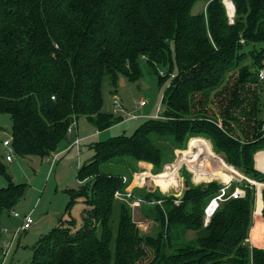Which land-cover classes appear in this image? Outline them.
<instances>
[{
  "label": "trees",
  "instance_id": "trees-1",
  "mask_svg": "<svg viewBox=\"0 0 264 264\" xmlns=\"http://www.w3.org/2000/svg\"><path fill=\"white\" fill-rule=\"evenodd\" d=\"M197 1L203 8L192 13ZM231 2L232 22L223 0H0V114L10 116L19 156L56 152L74 118L85 116L98 131L121 121L102 109L104 76L115 91L119 74L139 78V58L174 70L158 117L130 135L90 143L94 155L77 168V187L67 189V209L77 197L87 205L80 229L52 228L29 264H264V247L248 242L257 200L248 181L229 182L207 223L205 207L224 186L216 180L186 178L180 196L133 194L155 223L151 234L139 231L131 206L114 196L128 170L146 162L160 172L195 136L208 139L230 169L264 182L253 162L264 147L257 77L264 49L251 51L264 43V0ZM238 184L244 195L229 196ZM23 191L24 183L11 180L0 187V215ZM261 199L264 215V189Z\"/></svg>",
  "mask_w": 264,
  "mask_h": 264
},
{
  "label": "rangeland",
  "instance_id": "rangeland-1",
  "mask_svg": "<svg viewBox=\"0 0 264 264\" xmlns=\"http://www.w3.org/2000/svg\"><path fill=\"white\" fill-rule=\"evenodd\" d=\"M223 3L230 22H232L234 6L232 5V12H229L225 0H223ZM202 8L203 2L197 1L192 7V13H196ZM251 49L257 55L261 49H264V43L255 44L251 46ZM171 55L173 58V53ZM246 58V61L250 64L253 57L249 52ZM171 65V63L156 64L153 69L146 59L139 58V78L131 81L124 75L119 74L115 91L110 88L107 76H104L101 87L103 98L102 109L105 112L113 114L112 98L116 97L123 105L124 111L113 115L121 117L122 120L109 128L97 131L85 116L78 117L79 134L81 136L86 133L92 134L81 141L78 149L76 146H73L53 161H51V158H46L48 155L44 157L33 155L19 156L15 152L12 153V160L7 161L5 155L8 149L2 142L5 139H11V120L8 114H0V187L6 186L9 180L15 183H24L22 197L11 210L2 211L0 215L1 245L11 241L15 229L22 223L23 215L30 213L33 221L28 229L21 230L16 235L9 252L1 264H29L36 243L60 223L69 226V230L73 232L80 229L82 225L81 213L87 205H85L84 198L77 197L75 199L76 202H73L70 208L67 209V205L71 199L67 193V189L77 187V168L93 157L94 148L90 147V143L107 140L117 135H130L146 118L156 115L157 108L161 105L164 91L169 86L171 77L174 74ZM259 84L260 117L264 119V80H261ZM141 99L147 102L145 106H140ZM130 113L136 116L131 117ZM73 135L72 133L71 138ZM62 146L65 148V145ZM259 150H264V147L256 151ZM174 153L173 160L165 164L160 172L153 173V168L149 171L147 168L139 169L137 166L134 167L133 171L128 170V173L124 175L127 178L123 182L125 186L120 191H130L132 195H139L141 190L150 188V190L158 189L162 194L180 196L186 186L184 185L186 178H189L194 184L201 181L207 182L204 180L210 181L209 179H211L223 185L233 180L241 183L243 179V181L254 184L255 187L257 185L255 188L257 190L256 198L259 194L258 192L261 195V190L264 188L262 184L264 182L251 179L237 169L238 172L230 169L227 166L228 163L218 153L216 154L213 151L210 142L204 137H191L186 144V148L176 149ZM169 160L170 158L168 157L164 159V161ZM187 162H190V168L193 173L189 170ZM221 173L227 175V177H223ZM128 175L132 178H128ZM228 177L230 178L228 179ZM222 180L227 181L222 182ZM158 185L159 187H156ZM240 186L238 184L236 187ZM134 197L141 199L139 196ZM131 200L130 198L129 201ZM261 200L259 202L258 199L256 200L257 206L259 205L257 208H260V210ZM135 209L132 217L139 231L141 233H153L155 231V223L152 220L145 219L142 212L139 214L137 208ZM12 211H16L19 215L11 217L10 213ZM116 218L117 213H114V225ZM258 221L262 223L260 224ZM255 227H257V231L259 232L257 234L255 233ZM251 229L252 231L249 236L251 243L261 245L256 242L255 238L264 239V216L257 217L253 215Z\"/></svg>",
  "mask_w": 264,
  "mask_h": 264
},
{
  "label": "built area",
  "instance_id": "built-area-1",
  "mask_svg": "<svg viewBox=\"0 0 264 264\" xmlns=\"http://www.w3.org/2000/svg\"><path fill=\"white\" fill-rule=\"evenodd\" d=\"M257 77L260 80H264V66L260 67L257 71ZM53 98V96H52ZM112 103H113V113L117 114V113H121L124 111V108L122 107L121 102L116 98L113 97L112 98ZM145 104V100L141 99L140 101V106H143ZM160 113V106H158L157 108V112L156 115L154 117H158ZM136 115H132L131 117H135ZM73 126H75V119L72 120V122L70 123V125L67 128V132L70 133L73 130ZM3 145L7 147V153L5 155V159L7 161H11L12 160V153L14 152L13 147L11 145V139H5L3 140ZM79 144H80V138L76 137L73 141H72V146H76V148H79ZM57 154L54 153V155L48 156L46 158H51V161H53L56 158ZM123 182H125L127 180V178L125 176L122 177ZM228 184H224L223 187H221L219 189V192L213 196L209 203L207 204V206L205 207V219L204 222L207 223L210 216L212 215V213L214 212V210L218 207L219 202L221 200L224 199V195L226 193V190L228 188ZM244 195V189L240 188V187H236L233 189V191L230 193L229 196L233 197V198H237V197H241ZM114 196L119 199V200H123L125 202H127L131 208H134L138 205H140V203L142 202V200L138 197H134L130 191H120V190H116L114 192ZM132 199L131 201H129V199ZM179 202L178 199H174V203L177 204ZM11 215L16 216L17 213H15L14 211L11 212ZM32 218H31V214H25L22 216V223L19 227H17L12 235L11 241L9 243H3L1 246L2 250H1V254H0V264L3 262L4 257L6 256V254L9 252L10 248H11V244L12 242L15 240V237L18 233L21 232V230H25L28 229L31 224H32ZM6 231V230H5ZM4 231V232H5Z\"/></svg>",
  "mask_w": 264,
  "mask_h": 264
},
{
  "label": "crops",
  "instance_id": "crops-1",
  "mask_svg": "<svg viewBox=\"0 0 264 264\" xmlns=\"http://www.w3.org/2000/svg\"><path fill=\"white\" fill-rule=\"evenodd\" d=\"M146 103L147 102H145V104L143 105V106H145L146 105ZM160 106V105H159ZM122 107H123V105H122ZM124 108V107H123ZM129 113V112H128ZM130 114H133V113H130ZM155 116V115H154ZM75 119V118H74ZM78 120L77 119H75V126H73V129H74V132H73V130H72V132H70V133H68V136H67V140L66 141H64V142H61L59 145H58V147H57V150H56V152H54V153H56L57 154V156H56V158H58L60 155H62L66 150H68V149H70L71 147H73L71 144H72V141L76 138V137H78V138H80V143H81V141L83 140V139H85V138H88L92 133H86V134H84L83 136H81L80 134H79V130H78V122H77ZM98 131V130H97ZM74 134L73 135V137L71 138V134ZM209 141V140H208ZM210 142V141H209ZM211 144V143H210ZM62 145H65V148H63V146ZM80 145V144H79ZM62 146V147H61ZM211 148H212V145H211ZM63 150V151H62ZM54 153H52V154H49L48 156H51V155H54ZM217 154V153H216ZM219 154V156H220V153H218ZM253 162H254V168L256 169V170H258V171H260V172H262V173H264V150H259V151H256L255 153H254V155H253ZM137 168H139V169H145V168H147L149 171L152 169V165L150 164V163H146V162H141V163H138V165H137ZM132 178V177H131ZM134 179H135V176H134ZM145 182V181H144ZM79 184V183H78ZM227 184V183H226ZM131 185V184H130ZM262 185H264V184H262ZM156 187H159V185L158 186H156ZM256 187H257V185H256ZM147 190L149 189L150 190V188H146ZM262 189H264V188H262ZM179 196V195H178ZM260 199H261V197H260ZM261 203H262V200H261ZM257 202H256V206H255V209H254V213H253V215H256L257 217H258V215L260 214L261 216H264V215H262V213H261V210H260V213H259V209H257ZM135 208H137V211L139 212V214L141 213V210H140V206L138 205V206H136V207H134V209H133V211L135 212ZM261 208H262V205H261ZM256 210V211H255ZM133 211H132V214H133ZM15 213H17L16 211H14ZM17 215H19L18 213H17ZM16 215V216H17ZM10 216L12 217V216H14V215H11V213H10ZM251 231H252V229H250V233H251ZM250 233H249V236H250ZM248 242L250 243V245H252V246H258V247H264V245H256V244H253V243H251V240H250V237L248 238Z\"/></svg>",
  "mask_w": 264,
  "mask_h": 264
},
{
  "label": "bare ground",
  "instance_id": "bare-ground-1",
  "mask_svg": "<svg viewBox=\"0 0 264 264\" xmlns=\"http://www.w3.org/2000/svg\"><path fill=\"white\" fill-rule=\"evenodd\" d=\"M225 3H226V6H227V8H228V11L229 12H232V9H233V6H232V2L230 1V0H225ZM230 165V164H229ZM230 166H232V165H230ZM233 167V166H232ZM189 168V167H188ZM234 168V167H233ZM235 169V168H234ZM189 170L191 171V169L189 168ZM237 171V170H236ZM192 172V171H191ZM238 172V171H237ZM193 173V172H192ZM239 175V174H238ZM230 177H234V176H230ZM230 177H228V179L230 178ZM212 179H214V178H212ZM227 179V180H228ZM209 180H211V179H209ZM227 180H222V182H225V181H227ZM194 181V180H193ZM204 181H208V180H204ZM219 181H221V180H219ZM202 182V181H201ZM259 200H260V197H258V202H259ZM259 206V205H258ZM257 209H259V213H260V208H257ZM261 215L259 214L258 215V217H260ZM260 224L262 223L261 221H258ZM255 229V233L257 234V233H259L258 231H257V227H255L254 228ZM257 238V237H256ZM255 238V240H256V242L257 243H259V244H261V245H264V239H256ZM256 242H254V243H256Z\"/></svg>",
  "mask_w": 264,
  "mask_h": 264
},
{
  "label": "water",
  "instance_id": "water-1",
  "mask_svg": "<svg viewBox=\"0 0 264 264\" xmlns=\"http://www.w3.org/2000/svg\"><path fill=\"white\" fill-rule=\"evenodd\" d=\"M220 157L227 163V158L223 154H220ZM184 185H187V182L186 181L184 182ZM258 193L259 194L257 195V199H258V197H261L260 192H258Z\"/></svg>",
  "mask_w": 264,
  "mask_h": 264
}]
</instances>
